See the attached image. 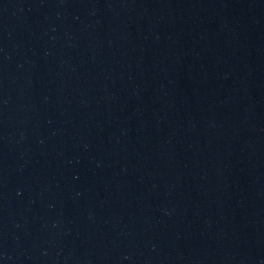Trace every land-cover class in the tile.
<instances>
[{"label": "water", "instance_id": "1", "mask_svg": "<svg viewBox=\"0 0 264 264\" xmlns=\"http://www.w3.org/2000/svg\"><path fill=\"white\" fill-rule=\"evenodd\" d=\"M0 264H264V0H0Z\"/></svg>", "mask_w": 264, "mask_h": 264}]
</instances>
